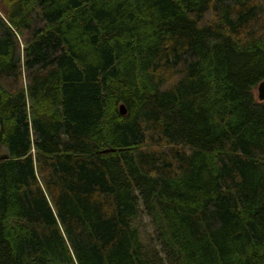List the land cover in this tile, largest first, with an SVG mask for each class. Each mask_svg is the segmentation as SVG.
Returning <instances> with one entry per match:
<instances>
[{"label":"trees","instance_id":"trees-1","mask_svg":"<svg viewBox=\"0 0 264 264\" xmlns=\"http://www.w3.org/2000/svg\"><path fill=\"white\" fill-rule=\"evenodd\" d=\"M0 33V264H157L140 200L174 264H264V0H0Z\"/></svg>","mask_w":264,"mask_h":264},{"label":"rangeland","instance_id":"rangeland-1","mask_svg":"<svg viewBox=\"0 0 264 264\" xmlns=\"http://www.w3.org/2000/svg\"><path fill=\"white\" fill-rule=\"evenodd\" d=\"M256 95L258 98L257 89ZM135 223L141 232L142 240L149 256L153 258L157 264H174L169 252L164 248L154 220L148 214L142 200L139 202V213L135 218Z\"/></svg>","mask_w":264,"mask_h":264},{"label":"water","instance_id":"water-1","mask_svg":"<svg viewBox=\"0 0 264 264\" xmlns=\"http://www.w3.org/2000/svg\"><path fill=\"white\" fill-rule=\"evenodd\" d=\"M257 90H258V98H259V100L261 102H264V80L259 83ZM120 109H121V113L123 115H126L128 113V109H127L125 104H122L120 106ZM0 133H1V124H0ZM115 150H116L115 148H105V149H102L100 152L101 153H107V152H111V151H115ZM8 157H9L8 155H0V160L1 159H6Z\"/></svg>","mask_w":264,"mask_h":264}]
</instances>
